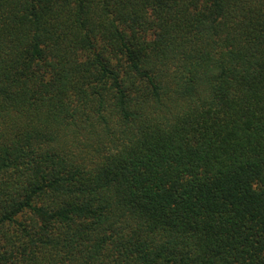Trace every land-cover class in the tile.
Returning <instances> with one entry per match:
<instances>
[{"label":"trees","instance_id":"16d2710c","mask_svg":"<svg viewBox=\"0 0 264 264\" xmlns=\"http://www.w3.org/2000/svg\"><path fill=\"white\" fill-rule=\"evenodd\" d=\"M0 264H264V0H0Z\"/></svg>","mask_w":264,"mask_h":264}]
</instances>
